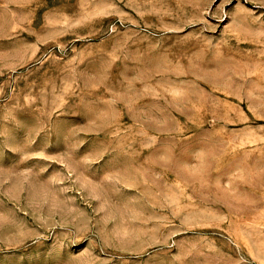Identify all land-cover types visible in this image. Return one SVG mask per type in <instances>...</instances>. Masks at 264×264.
Returning <instances> with one entry per match:
<instances>
[{"label": "rangeland", "instance_id": "1", "mask_svg": "<svg viewBox=\"0 0 264 264\" xmlns=\"http://www.w3.org/2000/svg\"><path fill=\"white\" fill-rule=\"evenodd\" d=\"M0 264H264V0H0Z\"/></svg>", "mask_w": 264, "mask_h": 264}]
</instances>
